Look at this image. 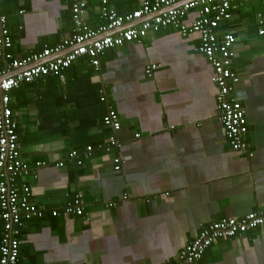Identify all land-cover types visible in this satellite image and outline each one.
<instances>
[{
  "label": "crops",
  "instance_id": "crops-1",
  "mask_svg": "<svg viewBox=\"0 0 264 264\" xmlns=\"http://www.w3.org/2000/svg\"><path fill=\"white\" fill-rule=\"evenodd\" d=\"M146 1L155 0H85L83 19L97 31L106 24L104 7L126 15ZM193 1L180 0L160 12ZM74 2L1 0L13 58L41 53L71 37ZM260 12L264 0L236 5L218 29L219 36L237 39L232 70L240 81L233 98L245 109L253 158L234 152L225 137L216 113L214 70L198 50L197 33L150 32L141 42L100 55L99 67L84 56L64 72V81L50 75L10 93L21 158L32 172L25 180L31 201L46 211L22 228L17 264H179L180 251L208 225L264 211ZM196 18L194 9L184 22L191 25ZM150 64L158 65L152 78L145 73ZM5 66L0 58V77ZM109 108L122 125L120 173L113 164L119 153L99 149L111 134L103 124ZM88 146L94 151L82 166L66 161L71 151L83 153ZM60 162L63 168L56 166ZM77 195L84 199V215H64L63 207ZM55 210L57 217L51 214ZM2 237L0 226V244ZM200 264H264V227L220 239Z\"/></svg>",
  "mask_w": 264,
  "mask_h": 264
},
{
  "label": "built area",
  "instance_id": "built-area-1",
  "mask_svg": "<svg viewBox=\"0 0 264 264\" xmlns=\"http://www.w3.org/2000/svg\"><path fill=\"white\" fill-rule=\"evenodd\" d=\"M74 1L72 9L74 34L54 48L38 54L28 53L22 59H14L10 53L13 46L12 35L7 16L0 12V58L6 64L0 77V226L3 228L0 264L18 263L21 244L19 236L22 228L28 221L44 218L46 212L31 201L32 189L25 180L32 172L21 158L18 147V123L10 106V93L50 75L64 81V72L81 57H90L92 64L99 67L100 55L110 49L124 47L128 43L141 42L150 32L157 33L163 29L173 28L183 37L191 33L199 34L201 43L198 50L208 59L214 70L213 82L218 89L216 113L223 125L225 137L234 152L246 153L249 158L254 156L251 144L247 140L249 128L245 109L233 98L235 86L240 81L239 76L232 70L237 39L231 34L219 36L218 29L221 22L232 18L229 11L235 7V3L258 0H195L165 12L160 11L172 7L180 0H155L153 3L146 1L142 3L140 9L126 15H120L104 7L102 15L106 24L97 31L92 30L84 22L87 6L85 0ZM194 9L197 18L188 25L184 19ZM140 19L144 20L139 26L124 28ZM258 23L261 26L259 34L264 36V12L258 14ZM113 31L119 32L95 40L97 36ZM64 52L66 54L62 55ZM157 69L156 64L147 65L145 73L148 78H152ZM103 124L111 134L99 149L107 154L114 150L119 153L113 158V164L114 170L120 173L125 161L120 154L123 144L117 134L122 125L118 113L113 108L107 111ZM93 151L92 146L86 147L83 153L73 150L66 161L82 166L91 158ZM46 165L47 163L38 164ZM56 166L63 168L65 164L60 162ZM34 179H37V175H34ZM62 212L66 216H83L82 195L68 201ZM51 214L54 217L59 215L56 210ZM261 227H264V211L253 212L239 219H222L212 223L203 229L193 243L180 251L178 263L200 264L206 251L220 239L236 238Z\"/></svg>",
  "mask_w": 264,
  "mask_h": 264
},
{
  "label": "trees",
  "instance_id": "trees-1",
  "mask_svg": "<svg viewBox=\"0 0 264 264\" xmlns=\"http://www.w3.org/2000/svg\"><path fill=\"white\" fill-rule=\"evenodd\" d=\"M244 3H247V2H243V3H241V2H237V3H235V6H236V5H240V4H244ZM234 10H235V7H234V8L232 7V8L230 9V11H229V12L231 13L232 16H233V11H234ZM7 19H8V18H7ZM10 97H11V96H10ZM17 134H18V133H17Z\"/></svg>",
  "mask_w": 264,
  "mask_h": 264
},
{
  "label": "water",
  "instance_id": "water-1",
  "mask_svg": "<svg viewBox=\"0 0 264 264\" xmlns=\"http://www.w3.org/2000/svg\"><path fill=\"white\" fill-rule=\"evenodd\" d=\"M157 14H154V16H156Z\"/></svg>",
  "mask_w": 264,
  "mask_h": 264
}]
</instances>
